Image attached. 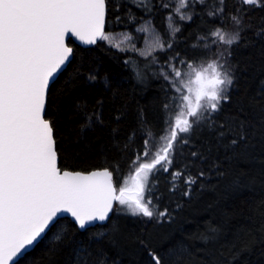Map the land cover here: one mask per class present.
<instances>
[{"label": "trees", "instance_id": "obj_1", "mask_svg": "<svg viewBox=\"0 0 264 264\" xmlns=\"http://www.w3.org/2000/svg\"><path fill=\"white\" fill-rule=\"evenodd\" d=\"M173 1L150 0L148 11L129 0H107L105 32L134 34L142 20L150 19L171 44L152 58L102 41L91 47L68 42L72 59L50 86L45 110L58 165L67 171L108 169L117 194L140 163L154 158L167 133L166 121L182 103L174 85L158 74L169 64L183 73L209 62L222 64L233 77L227 101L212 113L214 124L202 119L191 132L179 133L189 142L178 139L172 163L165 162L168 171L158 165L150 175L153 217L125 214L116 202L105 224L87 230L59 219L15 264H74V250L80 248L90 252L89 264H155L150 253L161 264H264V6L192 1L191 18L176 21L179 31L170 37L165 18ZM234 16L241 18L239 25ZM217 29L239 32V40L230 47L216 39L210 44ZM177 171L182 178L173 190ZM186 177L195 183L185 184ZM62 231L66 238L57 241Z\"/></svg>", "mask_w": 264, "mask_h": 264}, {"label": "snow or ice", "instance_id": "obj_2", "mask_svg": "<svg viewBox=\"0 0 264 264\" xmlns=\"http://www.w3.org/2000/svg\"><path fill=\"white\" fill-rule=\"evenodd\" d=\"M129 2L151 11L150 0ZM178 3L179 13L180 8L187 7L188 0ZM241 3L264 6V0H241ZM106 11L107 0H0V264H9L14 257L23 255L55 226L62 213H70L81 230H87L95 221L108 220L114 202L122 206L117 210L125 214L153 217L155 206L148 195L150 175L158 170V165L168 171L165 162L172 163L178 139L189 142L180 138L179 133L191 132L194 123L199 124L202 119L214 124L210 119L212 113L218 112L221 101L228 99L226 93L233 77L222 64H209L197 71L195 80H188L194 102L190 95L179 98L183 103L166 121L167 135L161 137L164 142L154 158L139 164L132 185L120 187L118 195L113 175L107 169L87 174L61 172L53 127L43 116L47 90L73 51L65 45V35L71 33L85 45L106 40ZM184 18L181 14V19ZM233 20L237 25L241 23L240 17L234 16ZM176 31L179 29L173 28V34ZM213 35L229 47L239 40V32L230 35L217 29ZM175 76L180 78L181 71L175 70ZM89 79L95 80V76L90 75ZM193 84L197 87L192 88ZM172 118L174 123L170 122ZM95 119L100 120V116L95 115ZM231 143L235 145L237 140ZM145 144L149 149L153 147L151 140ZM145 154L151 155V151ZM172 175L174 190L182 173ZM183 182L191 185L195 179L186 177ZM158 215L165 217L167 210ZM64 238L63 231L55 236L57 241ZM74 255V264H89L87 249L74 250ZM150 256L155 264H161L158 255L150 253Z\"/></svg>", "mask_w": 264, "mask_h": 264}, {"label": "rangeland", "instance_id": "obj_3", "mask_svg": "<svg viewBox=\"0 0 264 264\" xmlns=\"http://www.w3.org/2000/svg\"><path fill=\"white\" fill-rule=\"evenodd\" d=\"M192 1H196V0H188L187 7L180 8L179 13L176 11V9L179 8L178 0L173 1L172 4H170L172 11L165 18L166 28H167V31L170 37H173V35L175 34V33L173 34V28H177L176 21H179V20L181 21L188 17L190 5L192 4ZM215 1L217 4L221 3V0H215ZM181 14H183V16L185 17L184 19H181ZM169 17H171V19H169ZM149 21L150 23H147ZM141 28H145L146 30L138 31V29H141ZM106 35L108 38L106 40H101V41L104 42L107 46L114 48L115 50H118L121 52L134 53L143 59L152 58L154 54L165 51L169 48L168 46L169 44H166L163 41L158 30L154 27L150 19L142 20L136 26L134 34H130L127 30H122V31H116V32H106ZM127 37H130V39H128ZM215 39L219 40L217 36H214L213 39H211L209 43L214 44V42H216ZM204 41L206 42L205 39ZM209 64H213V63L209 62L204 65H199L197 66V68H194V69L185 68L184 71L186 72L185 73L181 72L182 76L180 78L176 77L180 85L177 82H175L176 79L173 78L175 75V70L173 71V65L169 64L168 66H166V68H160L158 70V74L159 76H161V78L171 82L176 88L177 93H179L181 96L190 95V98L194 102L195 97L189 91L188 80L189 79L195 80L196 78L195 73L197 71H201L205 68H208ZM209 75H210V70H209ZM165 76H168L169 79H166ZM191 87L195 88L197 87V85L193 84ZM135 175H136V171L131 176L125 178L121 187L131 186L133 183L132 177H134ZM118 194H119V191L117 195ZM117 206L119 209L122 207L118 204V202H117Z\"/></svg>", "mask_w": 264, "mask_h": 264}, {"label": "water", "instance_id": "obj_4", "mask_svg": "<svg viewBox=\"0 0 264 264\" xmlns=\"http://www.w3.org/2000/svg\"><path fill=\"white\" fill-rule=\"evenodd\" d=\"M105 20H106V17H105ZM105 26H106V23H105ZM69 41H71L73 44H76V45H78V46H81V47H91V46H93V45H85V44H83L81 41H79L75 36H72L71 35V33H67L66 35H65V45L66 46H68V47H71L69 44H68V42ZM101 40H99V41H97V43H99ZM96 45V44H95ZM72 48V47H71ZM72 50H73V48H72ZM72 53H73V51H72ZM71 59H72V54H71V56H70V58H69V61L68 62H66V64L64 65V66H62V70H60V71H58V73H56L55 74V76H54V78L51 80V82H50V86L52 85V83L57 79V77L59 76V74L66 68V66L69 64V62L71 61ZM50 86H49V88H50ZM49 90V89H48ZM48 90H47V94H48ZM46 101H47V96H46ZM45 110H46V105H45ZM43 116H44V118H45V112L43 113ZM59 161V160H58ZM58 167H59V165H58ZM99 170H104V169H96V170H91V171H89V172H81V173H83V174H87V173H90V172H92V171H99ZM108 170V169H107ZM63 171H67V170H61V172H63ZM72 172H77V171H72ZM78 172H80V171H78ZM115 187V186H114ZM115 203L116 202H114V206H115ZM114 206H113V208H114ZM113 211V210H112ZM112 211L109 213V217H111V215H112ZM60 215V219H62V218H67V219H69L70 221H72L75 225H76V223H75V220H74V218L71 216V214L70 213H62V214H59ZM109 220V219H108ZM108 220H106V221H103V222H100V221H95L94 223H93V225L92 226H95V225H103V224H105ZM92 226H90V227H92ZM76 227L79 229V227H78V225H76ZM89 228V227H88ZM80 231H83V230H81V229H79ZM45 236H43L37 243H35L33 246H31V247H28L27 248V251L26 252H24V254L23 255H18L17 257H14L13 258V261H10L9 262V264H15L19 259H21L25 254H27L28 252H30L43 238H44Z\"/></svg>", "mask_w": 264, "mask_h": 264}, {"label": "bare ground", "instance_id": "obj_5", "mask_svg": "<svg viewBox=\"0 0 264 264\" xmlns=\"http://www.w3.org/2000/svg\"><path fill=\"white\" fill-rule=\"evenodd\" d=\"M142 11V10H141ZM152 11V10H151ZM193 12V11H192ZM162 19H163V17H162ZM178 20V19H177ZM81 47V46H80Z\"/></svg>", "mask_w": 264, "mask_h": 264}]
</instances>
